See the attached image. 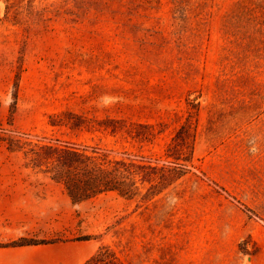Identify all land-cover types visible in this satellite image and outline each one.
<instances>
[{
    "label": "rangeland",
    "instance_id": "1",
    "mask_svg": "<svg viewBox=\"0 0 264 264\" xmlns=\"http://www.w3.org/2000/svg\"><path fill=\"white\" fill-rule=\"evenodd\" d=\"M32 144L133 163L145 188L150 167L187 171L144 201L73 203ZM19 237L39 243L0 264L99 246L122 264H264V0H0V243Z\"/></svg>",
    "mask_w": 264,
    "mask_h": 264
},
{
    "label": "trees",
    "instance_id": "2",
    "mask_svg": "<svg viewBox=\"0 0 264 264\" xmlns=\"http://www.w3.org/2000/svg\"><path fill=\"white\" fill-rule=\"evenodd\" d=\"M12 97L10 117L15 108L16 91L12 93ZM239 118L234 117L237 121ZM229 122L232 123L231 120ZM23 144L30 145L31 142L27 141ZM11 145H13L12 140L11 144L9 143V146ZM41 147L47 150L45 156L39 151ZM25 154L29 155V159L36 166L41 165V161H44L45 171L52 179L63 183L66 194L73 203H80L101 194L108 198L144 201L161 192L187 171V166L183 164L150 167L153 170L155 182L145 188L143 183L138 184L135 180L136 172L133 169V163L129 165L121 160L106 159L103 154L93 155L83 149L79 150L68 146L58 147L52 144H32L25 150ZM190 154L191 147H189ZM151 187L154 188L150 191ZM80 239L88 240L91 237L85 235ZM38 243L33 238L19 237L7 243H0V247L28 246ZM97 263L122 264L115 253L106 246H99L84 264Z\"/></svg>",
    "mask_w": 264,
    "mask_h": 264
},
{
    "label": "crops",
    "instance_id": "3",
    "mask_svg": "<svg viewBox=\"0 0 264 264\" xmlns=\"http://www.w3.org/2000/svg\"><path fill=\"white\" fill-rule=\"evenodd\" d=\"M86 246L89 248V247L92 246V245H88V244H87ZM88 252H89V249L86 250V251L83 253V255H88ZM255 261H256V257H255L254 255H252L250 264H254Z\"/></svg>",
    "mask_w": 264,
    "mask_h": 264
}]
</instances>
